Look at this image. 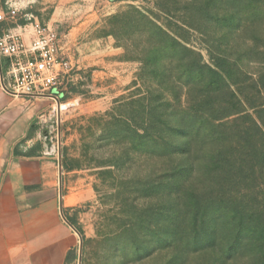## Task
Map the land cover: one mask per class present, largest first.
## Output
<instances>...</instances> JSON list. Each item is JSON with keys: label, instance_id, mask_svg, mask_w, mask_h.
I'll list each match as a JSON object with an SVG mask.
<instances>
[{"label": "rangeland", "instance_id": "374dc122", "mask_svg": "<svg viewBox=\"0 0 264 264\" xmlns=\"http://www.w3.org/2000/svg\"><path fill=\"white\" fill-rule=\"evenodd\" d=\"M238 6L251 13L264 0H0V37L11 33L30 42L36 24L49 26L69 63L54 94L62 106L39 98V116L59 107L63 215L81 238L69 264H264V222L241 247H232L235 229L218 223L213 234L212 227L221 205L264 204V165L245 142L254 132L251 105L264 103V14L240 21ZM167 35L191 50L179 57L222 77L205 69L188 78L187 60L164 58L159 43ZM142 97L182 134L193 126L209 129L196 149L198 175L189 176L196 165L190 155L168 154L181 145L172 131H165L161 151L169 161L137 151ZM220 140L233 146L232 181L224 188L205 150ZM44 143L40 134L32 147ZM158 170L175 176L158 179Z\"/></svg>", "mask_w": 264, "mask_h": 264}, {"label": "crops", "instance_id": "0c3cea01", "mask_svg": "<svg viewBox=\"0 0 264 264\" xmlns=\"http://www.w3.org/2000/svg\"><path fill=\"white\" fill-rule=\"evenodd\" d=\"M39 98L0 84V264H69L81 240L63 215L61 161L32 147Z\"/></svg>", "mask_w": 264, "mask_h": 264}, {"label": "trees", "instance_id": "16d2710c", "mask_svg": "<svg viewBox=\"0 0 264 264\" xmlns=\"http://www.w3.org/2000/svg\"><path fill=\"white\" fill-rule=\"evenodd\" d=\"M236 11L241 13V16L239 17L240 21L248 20L247 18L250 17L251 15H261L264 14V6H259L251 9V13H248L246 8L242 7H237ZM245 11V12H244ZM246 16V17H244ZM159 29L165 33L164 29ZM166 40H162L159 44L163 50H166V58L167 60L169 59V62L178 60V62H187L188 60L184 56H178L180 53L185 52L188 49L185 45L181 44L179 40L173 36L167 35ZM191 51V50H190ZM171 52V53H169ZM169 53V54H168ZM187 60V61H186ZM154 66H156V72H159V68L161 67L159 59L155 58L154 61H152ZM217 68L221 69L219 65H215ZM186 72L187 75L189 76L188 78L190 79H195L198 75L204 74L205 69H208L210 72L216 73L220 78L222 77L221 72L216 71L213 67L206 65L204 63L200 64H194L191 62L186 63ZM192 84V81L189 83H186L185 86L188 88ZM210 84V83H209ZM259 92V91H258ZM261 95V92H259ZM146 97H142L140 100L142 101L141 104V110H140V117L141 121L137 125V130H136V137L138 139V144H137V151H139L144 157H148L151 160H160V161H169L171 156H175L176 154H188L192 157V161L196 164L195 167L192 166L189 176H194L198 175L199 171V165L202 163V158L200 157H195L196 154L198 153L199 150L196 151L198 148V141L200 142L202 138H204L207 133L209 132V129L205 127L204 125H199L198 127H190V133H183L182 134V129L179 128L178 126H171V124L168 122L167 118L163 119L162 115L159 116V113L155 110V108H152V103L149 99L146 100ZM148 101V102H145ZM182 107H180L181 109ZM251 109L253 111V114L250 113L248 114V117L251 120V129L254 130V132L248 137V142L247 144H250L249 146L252 147L254 150V156H256V159L258 158L259 161L264 165V103H258L251 105ZM185 111H188L187 108L184 109ZM156 114V117H153ZM173 115V114H172ZM177 115V114H176ZM175 115V116H176ZM171 116V115H170ZM230 116V115H228ZM222 117L220 120H224ZM255 116V117H254ZM172 117V116H171ZM187 120V118H185ZM111 123V122H108ZM183 121H179V124L182 126H186V124H183ZM227 123V122H226ZM226 123H219V126H225ZM116 130V128H114ZM165 131H172L176 135L177 138L179 139V146H177L176 151L170 152L168 154H171L169 156L167 153H161L163 149H166L165 147L168 145V139L169 135ZM183 140V141H182ZM202 143V141H201ZM246 144V143H245ZM252 144V145H251ZM203 146V145H202ZM241 143L238 144L235 147H243ZM201 148V147H200ZM233 146L228 144L226 141H219L217 144L213 145V147H205L206 152L208 151L210 153L212 158H214V161L217 164V180L219 182V185L221 187H225L226 184L229 185L232 181L231 176H232V168H230L229 163L230 161L228 160V151L229 149H232ZM194 156V157H193ZM247 156V155H245ZM211 158V159H212ZM209 159V158H208ZM207 160V159H206ZM245 159H241L240 165L242 164L241 162H244ZM234 164L233 166H235ZM194 167V168H193ZM243 170V165L239 167V169ZM170 169V167L168 168ZM167 170V169H164ZM160 171V170H158ZM189 173V170H188ZM175 175H170L167 173V171H160V173L157 175L158 179H169L174 177ZM237 179H245L247 178V175H236ZM262 205V206H261ZM258 206H249L245 205L244 207H238L236 210L231 209L228 206H223L221 205L220 207V216L218 220L212 222V227H213V234L216 233V228L218 223H222L224 226L230 227V230L236 231V238L234 241V244L232 247H241L242 244H248L250 240L252 239L253 235L256 234V229H253L252 227H255L257 225L263 224L264 222V204H261ZM73 226L75 225L71 220L67 219ZM216 228H215V227ZM250 230V231H248ZM241 232H246V233H241ZM201 234V233H200ZM204 234V233H203ZM206 236V235H204ZM246 236V237H245ZM197 238H200V235L197 236ZM201 239H203L201 237ZM206 237H204L203 240H205ZM231 247V249H232ZM70 256V255H69Z\"/></svg>", "mask_w": 264, "mask_h": 264}, {"label": "built area", "instance_id": "2783aa9c", "mask_svg": "<svg viewBox=\"0 0 264 264\" xmlns=\"http://www.w3.org/2000/svg\"><path fill=\"white\" fill-rule=\"evenodd\" d=\"M3 14H0V19ZM57 35L53 28L35 25L34 36L26 42L21 35L5 34L0 37V84L15 95L47 96L59 102L54 95L62 69L69 63L60 57ZM44 153L60 156L59 109L38 116ZM46 132V134H44Z\"/></svg>", "mask_w": 264, "mask_h": 264}, {"label": "water", "instance_id": "95a60500", "mask_svg": "<svg viewBox=\"0 0 264 264\" xmlns=\"http://www.w3.org/2000/svg\"><path fill=\"white\" fill-rule=\"evenodd\" d=\"M44 134H46V132H44Z\"/></svg>", "mask_w": 264, "mask_h": 264}, {"label": "bare ground", "instance_id": "6f19581e", "mask_svg": "<svg viewBox=\"0 0 264 264\" xmlns=\"http://www.w3.org/2000/svg\"><path fill=\"white\" fill-rule=\"evenodd\" d=\"M60 106V105H59ZM58 109H59V107H58Z\"/></svg>", "mask_w": 264, "mask_h": 264}]
</instances>
